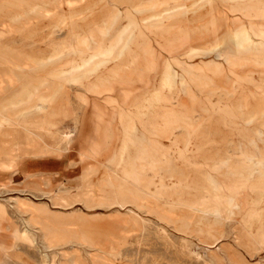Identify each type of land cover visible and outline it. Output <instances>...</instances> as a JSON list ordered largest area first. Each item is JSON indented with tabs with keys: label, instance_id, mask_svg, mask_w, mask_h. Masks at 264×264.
<instances>
[{
	"label": "rangeland",
	"instance_id": "obj_1",
	"mask_svg": "<svg viewBox=\"0 0 264 264\" xmlns=\"http://www.w3.org/2000/svg\"><path fill=\"white\" fill-rule=\"evenodd\" d=\"M263 14L0 0V264H264Z\"/></svg>",
	"mask_w": 264,
	"mask_h": 264
},
{
	"label": "bare ground",
	"instance_id": "obj_2",
	"mask_svg": "<svg viewBox=\"0 0 264 264\" xmlns=\"http://www.w3.org/2000/svg\"><path fill=\"white\" fill-rule=\"evenodd\" d=\"M170 1V0H169ZM168 3V2H167ZM227 4V3H226ZM225 5V4H224ZM228 7V6H227ZM193 8V7H192ZM224 8V7H223ZM225 9V8H224ZM222 10V9H221ZM228 11V10H226ZM263 11V10H262ZM261 12V11H260ZM226 15V14H225ZM237 15V14H236ZM264 15V14H263ZM227 16V15H226ZM225 16V17H226ZM224 19V18H223ZM233 29V28H232ZM235 37V36H234ZM51 60V59H50ZM109 61V60H108ZM46 63V62H45ZM232 65V64H231ZM60 70V69H59ZM51 72V71H50ZM43 101V100H42ZM38 103V102H37ZM40 106V105H39ZM35 109V108H34ZM66 134V138L67 140H70L72 139V136H73V131H68L67 133H64ZM66 140V139H65ZM118 170V169H117ZM112 171V170H111ZM119 171V170H118ZM119 177V176H118ZM127 177V176H126ZM121 179V178H120ZM138 181V180H137ZM133 182V181H132ZM142 185V184H141ZM139 187V186H138ZM145 191V190H144ZM141 193V192H140ZM149 194V193H148ZM138 195V194H137ZM166 225V224H165ZM81 236V235H80ZM83 237V236H82Z\"/></svg>",
	"mask_w": 264,
	"mask_h": 264
}]
</instances>
